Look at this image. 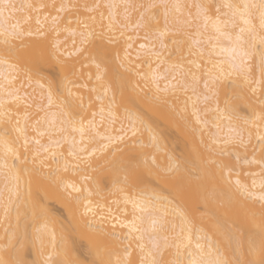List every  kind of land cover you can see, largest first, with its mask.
Here are the masks:
<instances>
[{
    "label": "bare ground",
    "instance_id": "1",
    "mask_svg": "<svg viewBox=\"0 0 264 264\" xmlns=\"http://www.w3.org/2000/svg\"><path fill=\"white\" fill-rule=\"evenodd\" d=\"M7 2L14 7L5 13L7 20L0 21V32L15 30L20 35L10 45L0 35V137L6 130L15 152L8 155V163L15 165L19 175L22 199L38 208L19 220L15 213L8 221L0 215V259L15 264H100L102 260L148 264L152 252L157 260L171 264L177 258L176 237L182 226L177 210L190 221L181 237V260L234 259L229 233L239 228L247 241L260 231L264 45L259 39L264 29L259 6L264 0ZM96 4L118 5L113 12L123 32L121 57L129 54L124 67L113 58L97 69L94 59L105 63L98 50L112 46L107 31L102 33L100 28V13L106 27L109 10L85 7ZM246 4L257 7L244 9ZM93 16L95 36L84 45L89 48L85 53L80 50V32L85 29L78 21L93 24ZM53 17H58L55 25ZM237 36L249 52L243 66L232 60L230 51ZM9 46L14 47L6 55ZM153 74L158 77L155 83ZM113 94L118 105L138 96L143 122L129 118L123 107L109 117L107 106ZM157 95L165 103L153 102ZM81 121L83 133L78 130ZM230 126L242 130L243 145L225 142ZM103 144L108 148L91 155V149ZM81 147L89 152L80 151ZM129 156L139 161L144 180L121 191L108 165ZM209 158L229 167L221 171L209 166L204 171L203 162ZM237 181L251 195L241 194ZM6 183L9 180L0 175V189ZM126 200L142 201L145 210L134 209ZM85 207L91 209L87 214ZM13 232L19 243L9 242Z\"/></svg>",
    "mask_w": 264,
    "mask_h": 264
},
{
    "label": "snow or ice",
    "instance_id": "2",
    "mask_svg": "<svg viewBox=\"0 0 264 264\" xmlns=\"http://www.w3.org/2000/svg\"><path fill=\"white\" fill-rule=\"evenodd\" d=\"M14 5L10 4L7 2V0H0V21H6L7 17L5 16V13L8 12L10 8H13ZM45 7V6H41ZM53 7H56L53 5ZM88 10L94 11L96 9H100L101 7L107 8L109 10L108 13V25L105 27L103 24V18H104V13L101 12V23H100V28L102 33L106 30L108 33V40L107 43L108 45H111V49L104 48L98 50L97 54L102 55L103 61L105 62L103 65L100 62H96L94 59V62L96 63L97 69L99 70L102 66L106 67V62L112 60L115 58L116 60L121 61V67L125 66V60L129 57V54L125 52L124 57H121V52H120V39L123 36V32L120 31V29L116 26L117 22L114 20V12L113 10L118 7L116 4H106V5H100L96 4L94 6H85ZM141 8H153L155 5H140ZM244 9H248L249 7H257L256 5H244ZM261 8V14H260V26L262 29H264V3H262L260 6ZM64 9V5H60V10ZM93 21V24H89L86 21H78L79 23L83 24V28L85 29L84 31L80 32V44H81V51L82 52H89L88 47H84V45H87L91 42V38L95 36V17L90 18ZM145 16L143 13H141L140 16V21H144ZM151 19H155L154 14L151 16ZM58 20V17H53V24L55 25ZM245 23H248L247 20H245ZM140 25V22H138V26ZM123 27V25H121ZM217 31H220L219 26H217ZM244 29H241V32H243ZM117 32H119V35H117ZM222 35H227L228 38L231 40L232 37L230 34L226 33H221ZM0 35L4 37V44L5 45H10V40L12 39H17L19 38L20 33L17 31L13 30L11 32L7 31V29H4L2 32H0ZM160 35H163V33H160ZM259 42L261 45H264V35L260 36ZM199 41H193V44L199 45ZM14 46H9L5 48V54H10L12 51V48ZM141 48H144L145 45H140ZM232 53V60L236 61L239 60L241 65L243 66V61L244 59L249 55V52L247 48L244 46L243 43H241V37L237 36L235 38V44L234 46L230 49ZM191 53V49H190ZM194 54V53H192ZM200 55H203V50H200ZM158 55V54H157ZM9 67L13 68L15 70L16 66L15 65H9ZM128 71L129 69H125ZM261 71L264 73V55L261 56ZM138 74V73H137ZM119 75V74H118ZM100 79V76L98 75L97 77ZM119 79L121 81L124 80V77L122 75H119ZM158 77L153 74L152 80L155 83L157 81ZM209 79H213V73L209 72ZM9 84L12 83L11 80L8 81ZM204 87L207 89L209 88V83L206 81L204 83ZM156 90L157 92L160 91L158 83L156 84ZM121 94L123 95V87L121 88ZM98 99L103 100L102 97H98ZM205 100H208L209 97L205 96ZM153 102L156 103H165L161 99L160 96H154L153 97ZM139 97L138 96H130L127 100L126 103L122 105H118L117 101L115 99V94H113V97L108 101V106H107V111H108V116L109 117H115L116 113L114 109L118 107H123L124 112L127 114L129 118L135 116V119L140 120L141 123L142 121V113L139 108ZM217 111H220L219 107L217 108ZM224 113L228 114L229 113V108L227 105H225L224 108ZM100 113L103 116L104 113V108L102 107L100 109ZM7 115V113H5ZM95 115L96 113H93V120L89 122L91 126L95 125ZM228 119L231 120L232 117L229 115ZM261 120H264V114H261L260 116ZM64 121L61 120V124H63ZM68 123L73 127L74 130L76 129L75 122L72 120H69ZM21 133H23V129H17ZM81 133L84 132V125L83 121H81L80 128L78 129ZM61 131H63V128H61ZM43 134V133H41ZM8 133L5 130L4 135L0 137V145H3L4 149V154L3 156H0V175H4L8 180L9 183H6L3 187V189H0V215H2L3 219L5 221H8L10 217L12 216L13 213H15L17 219L19 220L20 218H27V214L29 211H34L38 206H33L30 205L27 201L23 200L21 197V192L19 188V175L15 170V165H9L8 163V155L12 154L15 155L14 149L9 143L7 139ZM120 139H123V137H120ZM109 144L111 143V138H108ZM261 140L264 141V136H261ZM226 143H239L241 145L244 144V138L242 134V130H238L237 128L234 127H229V136L228 139L225 141ZM25 143L27 144V140H25ZM56 146H59L60 141L56 140L54 141ZM82 143V141H81ZM36 144H40L39 140H36ZM73 146L75 147V141L73 139ZM108 144H103L99 148H93L91 149V155H95L97 151H103L104 149L108 148ZM43 147V146H41ZM45 151L48 149L45 148ZM80 151L84 152H89V149L81 147ZM39 154V150L37 151V155ZM75 154V153H73ZM222 154V153H221ZM262 166H264V160H261L260 162ZM118 164V166H116ZM89 166H91L89 164ZM109 167L112 168V172L115 175L116 179L114 180V185L120 186V190L123 191L124 188H129V187H136L139 184L143 183L144 177L142 173L139 171L140 169V164L139 161L135 156H129L126 159H119L118 161H113L109 162ZM209 166H215L216 168L220 169L223 171L224 169H227L229 166L226 162H221L213 158H209L206 162H203V170L208 171ZM230 170V169H229ZM122 175V179L120 178ZM262 176H264V171L261 173ZM52 178V177H50ZM196 179H199V177H195ZM238 186V190L241 192V194H249L248 189L246 186L240 185L239 181L236 182ZM255 183V181H254ZM261 187H264V180L261 181ZM260 201V231L259 233L255 234L252 238L248 239L247 241L244 240L243 233L239 228H236L235 231L229 233L228 235V240L230 243H233L235 246L233 248V256L235 257L232 260H229L227 258H219L217 257L216 259L212 260H203V259H197L196 256H192L191 253H189L190 256H192L191 259H188L187 261L181 260L180 257V248L184 247L183 240L181 237L183 236V233L188 230V227L190 226V221L187 219L185 214L177 210V214L182 217V226L180 230V234L176 237V248H177V258L171 262V264H264V195H261L259 197ZM126 202H131L133 204V208H140L142 211L145 210V205L142 201H127ZM91 209L88 207H85V214L90 212ZM157 221L153 220V228L155 229ZM133 230L135 229V224L132 225ZM9 242L13 239L16 240L17 243H19V237L18 234L13 232L11 236L8 238ZM154 248H159V245L154 243L153 244ZM127 251V250H126ZM237 253H241L243 258H241V255H238ZM149 256H151V260L148 261V264H164L163 259L157 260L155 258V255L152 252H149ZM259 256V259L255 258ZM0 264H15V261L11 259H0ZM100 264H112L111 260L108 261H101ZM116 264H123L122 261L117 260ZM143 264V261H142Z\"/></svg>",
    "mask_w": 264,
    "mask_h": 264
},
{
    "label": "rangeland",
    "instance_id": "3",
    "mask_svg": "<svg viewBox=\"0 0 264 264\" xmlns=\"http://www.w3.org/2000/svg\"><path fill=\"white\" fill-rule=\"evenodd\" d=\"M151 34H153V33H151ZM58 212V211H57ZM59 213H61L60 211H59Z\"/></svg>",
    "mask_w": 264,
    "mask_h": 264
}]
</instances>
